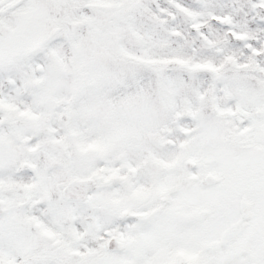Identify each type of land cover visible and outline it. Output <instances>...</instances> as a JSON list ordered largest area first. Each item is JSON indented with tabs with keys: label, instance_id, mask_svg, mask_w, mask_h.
<instances>
[{
	"label": "snow or ice",
	"instance_id": "snow-or-ice-1",
	"mask_svg": "<svg viewBox=\"0 0 264 264\" xmlns=\"http://www.w3.org/2000/svg\"><path fill=\"white\" fill-rule=\"evenodd\" d=\"M0 264H264V0H0Z\"/></svg>",
	"mask_w": 264,
	"mask_h": 264
}]
</instances>
